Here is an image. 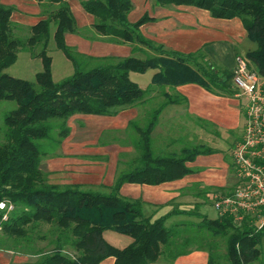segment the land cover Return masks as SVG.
I'll return each instance as SVG.
<instances>
[{
	"label": "trees",
	"instance_id": "1",
	"mask_svg": "<svg viewBox=\"0 0 264 264\" xmlns=\"http://www.w3.org/2000/svg\"><path fill=\"white\" fill-rule=\"evenodd\" d=\"M35 1L44 7L45 0ZM70 1L48 0L55 10H42L43 17L30 28L13 21L14 6L0 3V102L16 103V109L5 114L0 128L5 138L0 143V202L14 206L7 221L0 219V233L15 240V252L34 257L25 264H101L111 257L115 264H153L160 259L173 262L193 249L208 252V264H214L219 239L225 241L229 264H264V229L257 230L247 218L236 225L231 215L210 219L198 212V205L193 210L175 205L168 214L154 220L153 216H145L143 200L120 193L125 184L157 186L180 180L196 172L187 163L198 156L220 153L203 145H186L179 154H159L152 134L167 107L188 103L177 91L181 86L194 84L213 95L235 98L238 90L233 82L234 71L214 63L203 49L186 54L146 38L142 26L156 19L145 13L138 21L130 22L132 0L80 1L84 11L95 19L93 28L99 37L117 45H132V52L149 50L153 54L145 58L132 54L95 59L80 53L66 42L67 34H79ZM155 1L162 8L194 7L210 12L215 19L241 20L248 39L257 45L244 58L250 70L264 77V0ZM28 29L27 38L19 36ZM51 40L74 69L70 77L58 83L53 80V60L48 55ZM37 48L40 52L36 57L43 68L36 74L35 83L5 73L17 62L18 53ZM95 61L97 64L90 65ZM148 70L156 73L146 89L131 81V73L144 74ZM155 93L162 101L151 106L144 126L137 121L128 126L138 136L134 147L139 156L127 164L128 169L117 173L112 186L100 191L49 181L41 164L70 135V118L115 117L129 108L156 101L152 98ZM53 130L56 135H52ZM39 141L46 142L40 145ZM233 168L230 165L231 172ZM219 191L225 196L233 194L230 188ZM174 216L191 220L166 227L167 220ZM41 225L50 227L49 251L36 246L34 233ZM106 231L127 236L132 243L124 249L115 248L104 239Z\"/></svg>",
	"mask_w": 264,
	"mask_h": 264
},
{
	"label": "crops",
	"instance_id": "2",
	"mask_svg": "<svg viewBox=\"0 0 264 264\" xmlns=\"http://www.w3.org/2000/svg\"><path fill=\"white\" fill-rule=\"evenodd\" d=\"M16 1L30 5L32 8L31 12H29L30 10L14 5L16 13L22 12L37 18L38 20L36 23L40 20L39 15L41 12L38 3L34 5L33 2H31L32 0ZM157 8L169 10L171 13L167 15H157L146 12L150 17L155 18L156 21L142 26L141 31L146 38L157 44L163 45L168 50L188 54L203 49L214 63L234 71L237 65L236 58L238 57L236 53L245 57L247 53L257 49V45L248 39L247 32L239 19H215L211 16L210 12L194 7L173 6L162 8L157 6ZM85 15L86 14H83L81 17L87 19L88 15ZM89 16L92 17L91 15ZM21 18V21H18V23L28 25L26 24V18L23 16H21ZM137 20L138 19H136V21ZM246 42L249 44L251 43V45L254 44L255 47L251 46V48L243 54L240 45ZM74 45L75 44H73V46ZM77 46L82 49L81 44ZM177 91L187 98L188 103L167 107L166 109H170L168 114H164L166 109L162 112L158 125L152 134L154 140L162 139L165 140V142L168 140L169 142L173 141L175 137L174 130L181 125L180 122L174 120L177 114H181V116L184 115L191 124L193 122V130L200 131L201 129L209 127L220 134L223 132H236L242 127L243 115L241 101L237 97H219L194 84L181 86ZM73 117L79 116L75 115ZM135 117L136 115L133 108L124 110L115 117H108V120H111L113 125H110L107 130L126 129L129 123L134 121ZM103 128L104 127L101 128L102 131H106V127ZM74 142L72 128L70 135L63 141L60 147V155L52 157L49 162L47 173L50 174V182L56 185L112 186L119 172L120 156L131 152L130 148H126L129 146H119L121 149H118L119 152L115 157L106 153L111 147L110 144L101 147V150L104 149L101 155L106 157L104 161L110 160L104 164L99 161L92 162L83 159L90 157V155L83 154L81 151L82 148L74 149ZM73 149L75 151L70 152ZM187 167L196 170V172L180 180L163 183L157 186L125 184L121 188L120 193L123 197L129 199L143 200L146 203L144 207L145 216H153L155 220L168 214L175 205L184 210L185 207L182 206L181 203L188 204L190 202H185L183 200L182 193L189 191V189L194 186L221 190L225 189L228 185L231 172L230 164L226 161L222 151L208 156H198L194 162L187 163ZM187 197L189 196H186V198ZM183 220L191 219L183 216H174L167 220L166 227L169 228ZM104 239L110 245L118 249H124L132 243L131 238L113 231H106L104 233ZM33 260L34 257L30 255L17 252H9V254H7L0 251V264H25ZM208 263V252L194 249L189 254L181 256L173 262L160 259L153 264ZM101 264H115V259L112 257L108 258Z\"/></svg>",
	"mask_w": 264,
	"mask_h": 264
},
{
	"label": "rangeland",
	"instance_id": "3",
	"mask_svg": "<svg viewBox=\"0 0 264 264\" xmlns=\"http://www.w3.org/2000/svg\"><path fill=\"white\" fill-rule=\"evenodd\" d=\"M33 4H37L35 0H32ZM45 5L42 8L40 5V15L39 17H43L42 10L45 9L46 13H51L55 10V8L51 7L48 4V0H45ZM0 3L5 5L18 6L20 8L30 10L31 6L23 4L21 2H17L16 0H0ZM134 9L130 14L129 20L131 22H135L136 19L139 18L146 12L151 14H170L171 11L164 10L161 8H157L155 0H133ZM71 8L73 10V14L77 19V25L79 29V34H68L67 35V44L71 47H74L80 53L86 54L95 59H102L108 57L115 58H124L129 57L130 55H134L138 58H145L146 54L152 55L153 53L149 50L142 53V51H133L132 45H117L114 43H110L107 39H103L97 35V32L93 28V24L95 23V19L89 16L84 9L82 8L80 0H72L70 1ZM178 13V12H177ZM83 14L88 15L87 19L82 18ZM85 15V16H86ZM21 16L26 18V24L24 25L27 28H30L32 24L36 23L38 20L28 14L25 13H16L14 14L13 21L18 22L21 21ZM84 16V17H85ZM137 20V21H138ZM55 30V27H52V31ZM20 37L23 39L27 38L30 35L29 29L25 30L23 33H19ZM96 38V40H93ZM75 44L73 46V44ZM78 44L82 45V49L78 48ZM254 46L248 42L240 45V49L242 53H246V51ZM141 48V47H137ZM83 50V51H82ZM40 52V48H37L34 52H30L28 50H22L18 53L17 62L11 66L9 69L5 71L6 74L22 80H27L32 83H35V76L37 73L42 71V62L41 59L37 58V54ZM48 55L52 58V75L54 82L58 83L62 80L70 77L74 73V69L72 63L64 56V54L56 48V45L53 40L50 41L48 47ZM243 57V56H242ZM98 61L91 62L90 65L97 64ZM156 73L155 70H148L144 74L131 73L130 78L131 81L136 83L140 88L146 89L152 82V78ZM152 98H155L156 101H152L149 105L146 103H142L133 107L136 117L134 121H137L141 126H144L146 119L148 117V112L150 111L151 106L157 104L162 101L159 93H155ZM241 101V109L243 115V124L242 127L232 133H218L212 128L206 127L205 129L193 130V122L192 124L187 121L184 115L181 114L175 115L174 120L176 122H180L181 125L178 126L176 130H174V139L172 142H169L162 139L155 140V148L157 153L166 154V153H177L186 145H194V146H206L211 147L213 149H217L222 151V154L225 155L226 161L230 164H234L233 153L237 144L244 141L246 138V110H245V98H238ZM16 109L15 102H0V128L4 126V116L7 112ZM170 109H166L164 114H168ZM79 117H72L68 121V126L73 128V143L74 149H81L83 154H88L90 157L83 158L92 162H103L104 164L108 161H104L106 157L101 155L104 152V149H100L101 147H105L106 145H111L110 149L106 151L110 156H114L119 152L118 149H121L119 146H129L126 148H130L131 152L126 154H122L120 156V166L119 171H123L128 169L127 164L134 160L139 156V152L134 147V141L138 139L135 131L127 127L122 130H107L110 125H113L111 120H108V117H100V116H92V115H78ZM163 117V116H162ZM122 118V117H121ZM57 121V120H54ZM187 123V124H186ZM102 127H106V131H102ZM103 128V129H104ZM194 131V132H193ZM56 131L53 130L52 135L55 134ZM211 133V134H210ZM5 141L4 134L0 135V143ZM46 141H39L38 143L42 145ZM73 148V147H72ZM70 152H74L75 150ZM125 149V148H122ZM79 152V151H78ZM60 155V148L56 151L54 155H47L43 158L41 168L44 172H48V165L52 157ZM94 155V156H93ZM108 155V156H109ZM108 159V158H107ZM234 167V165H233ZM49 174V173H48ZM50 176V174H49ZM50 181V180H49ZM238 179L236 178L235 168L230 172V176L228 179V185L226 188H230L233 190L232 193L238 188ZM85 189L91 188L94 190L105 191L102 186H84ZM201 186H194L189 189L187 192H183L182 198L186 202L190 203H181L182 206L185 207L184 210H193L195 206L198 205V212L206 215L210 219H216L219 217L218 211L214 208V203L216 200V196L224 195L225 192H221L219 190L210 189L208 193H206ZM200 195V196H199ZM186 196H189L186 198ZM249 220V224L253 226L255 223V219L251 216L246 217ZM184 219V218H182ZM186 219V218H185ZM193 221L198 222L196 218H192ZM236 225H240V222H235ZM42 235L47 236V239H40ZM50 227L46 225H41V227L34 233V237L36 240V246L41 248L42 250H51L49 246L50 240ZM219 247L216 251L214 264H229L226 259V245L223 239L218 240ZM18 249L15 245V240L7 237L5 234L0 233V251L9 254V252H15L14 250ZM262 249L264 250V241ZM194 250V249H193ZM72 255H75L74 252L70 251ZM16 253V252H15ZM218 254V256H217Z\"/></svg>",
	"mask_w": 264,
	"mask_h": 264
},
{
	"label": "built area",
	"instance_id": "4",
	"mask_svg": "<svg viewBox=\"0 0 264 264\" xmlns=\"http://www.w3.org/2000/svg\"><path fill=\"white\" fill-rule=\"evenodd\" d=\"M235 97L245 98L246 138L233 153L238 188L230 196H216L214 208L219 216L231 215L235 222L251 216L257 230L264 229V77L250 70L246 59L236 58ZM14 206L0 202V219L7 221ZM1 230V227H0Z\"/></svg>",
	"mask_w": 264,
	"mask_h": 264
}]
</instances>
